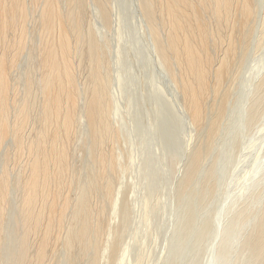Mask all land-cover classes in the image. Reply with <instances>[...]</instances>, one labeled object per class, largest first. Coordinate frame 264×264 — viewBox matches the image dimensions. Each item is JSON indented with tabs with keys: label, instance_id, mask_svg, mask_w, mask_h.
<instances>
[{
	"label": "bare ground",
	"instance_id": "bare-ground-1",
	"mask_svg": "<svg viewBox=\"0 0 264 264\" xmlns=\"http://www.w3.org/2000/svg\"><path fill=\"white\" fill-rule=\"evenodd\" d=\"M138 1L190 120L206 132L183 197L221 130L258 6L256 0ZM92 5L106 28L112 24L111 0H0V264H99L108 249L112 261L124 264L128 200L110 233L121 191L114 92L120 73L113 74ZM24 55L29 68L18 77ZM14 193L17 211L9 218ZM192 213L189 205L188 221ZM259 231L256 247L264 246V223ZM12 243L16 250L5 262Z\"/></svg>",
	"mask_w": 264,
	"mask_h": 264
},
{
	"label": "rangeland",
	"instance_id": "rangeland-1",
	"mask_svg": "<svg viewBox=\"0 0 264 264\" xmlns=\"http://www.w3.org/2000/svg\"><path fill=\"white\" fill-rule=\"evenodd\" d=\"M256 2L253 34L244 46L221 130L183 197L192 155L206 132L190 120L156 53L139 1L111 0L107 28L90 7L113 74L120 73L114 92L120 105L121 191L110 233L122 222L128 200L130 218L120 246L121 255L126 247L124 264H212L214 256L218 264H264V246H255L264 223V0ZM29 61L24 55L14 74L21 77ZM12 200L9 218L17 211V194ZM15 246L4 248L5 262ZM115 260L108 249L99 264Z\"/></svg>",
	"mask_w": 264,
	"mask_h": 264
}]
</instances>
